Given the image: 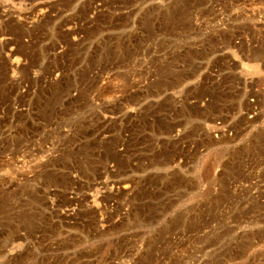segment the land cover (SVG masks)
<instances>
[{"label":"rangeland","instance_id":"rangeland-1","mask_svg":"<svg viewBox=\"0 0 264 264\" xmlns=\"http://www.w3.org/2000/svg\"><path fill=\"white\" fill-rule=\"evenodd\" d=\"M0 264H264V0H0Z\"/></svg>","mask_w":264,"mask_h":264},{"label":"bare ground","instance_id":"bare-ground-1","mask_svg":"<svg viewBox=\"0 0 264 264\" xmlns=\"http://www.w3.org/2000/svg\"><path fill=\"white\" fill-rule=\"evenodd\" d=\"M251 53H252V57L256 60L260 59L261 57H263L261 51L257 50V49H251ZM259 69V71H261L260 67H257Z\"/></svg>","mask_w":264,"mask_h":264}]
</instances>
